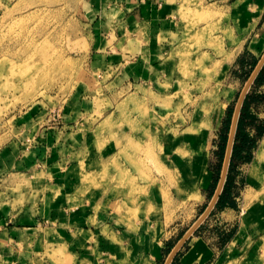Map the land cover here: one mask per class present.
<instances>
[{"label": "rangeland", "instance_id": "rangeland-1", "mask_svg": "<svg viewBox=\"0 0 264 264\" xmlns=\"http://www.w3.org/2000/svg\"><path fill=\"white\" fill-rule=\"evenodd\" d=\"M91 2L0 0V154L3 151L5 158H9L8 152L13 141H18L16 144L21 148L18 153L22 157L27 148L36 149V139L27 141L29 130L26 131V119L20 118V115L28 110H41L35 123L37 127L45 122L46 126L50 122H57L58 126H65L72 133L65 161L89 163L91 156H94L92 150L105 156L97 169L92 164L82 167L84 173L95 178L88 183L86 191L78 192L89 194L91 190L97 191L103 200L106 196L114 195L113 190L117 195H123L122 191L115 190H121L124 186L126 190L131 189V195L140 193L146 196L159 183L157 178L162 177L165 183H159L161 192L157 191L159 194H156L159 200L154 198L160 201V204H156V215L161 219V225L167 228L169 236L163 248L164 256L158 263L164 264L175 244L197 222L212 201L223 169L237 101L264 51L259 49L254 54L244 44L234 55L229 48L230 38L232 41L233 37L224 27L227 13L218 6V1L182 0L176 12L183 22L182 29L177 33L179 52L174 56L169 50L142 55L148 57V63L155 67L152 77L146 78L151 82L148 89L144 86V77H136L133 83L130 82L126 71L130 57L111 54V59L116 56L115 60L107 62L106 55L98 52L100 43L93 37V23L85 20L88 13H98L92 8ZM140 36L145 40V35ZM158 37L162 44L165 43L162 49L169 48V34ZM121 41L122 38L117 39L114 35L108 45L113 48ZM180 53H185L187 58H183ZM213 55L222 58L219 64L212 60ZM208 56L212 58L209 62ZM170 59L177 65L165 75L160 64L162 67L166 63L169 66ZM150 66L145 68L149 69ZM224 67L227 69L222 73ZM169 78H176L174 89ZM257 78L243 103V106L245 102L248 103V111L252 116L245 118L243 127L253 142L239 141L246 150L243 155H248V152L251 158L243 160L231 156L226 181L229 179L228 199L232 204L220 206L217 202L200 226L210 221L217 210L227 206L236 207L239 211L242 207L245 211V192L246 199L264 197V157L258 161L254 172H247L264 138V87L257 83ZM216 79L219 81L216 82ZM155 91L158 94L153 93ZM197 107L202 108L204 115L199 113V117L195 116L192 121H201L209 116L211 126L207 137L220 122L211 139L209 162L213 177L208 187L203 189L206 194L203 204L197 202L198 197L180 196L175 191L169 176L171 169H165L158 146L159 131L172 125H182L186 116L198 112ZM54 114L55 118L48 120L49 115ZM202 115L204 118L200 117ZM126 132L132 133L127 135L128 142L125 145ZM113 148L114 154L117 152L116 156L108 162L110 158L107 152L110 153ZM40 151L41 147L38 154ZM74 151L76 154H72ZM38 154L35 152L34 158ZM123 171L140 176L139 181L132 183L136 187L129 185L131 182L122 181ZM21 172L26 170L20 164H17V169H13L12 165L4 167L0 162V216L3 222L14 224L20 215L24 218L30 216L26 211L31 216L36 211L33 216L37 222L56 224L59 217H48L54 211L53 207L47 213L40 210L48 205V194L52 191L47 184L54 181H48L42 175L31 180L32 177L24 176L25 173ZM81 196L87 202L88 195ZM137 196L127 206L133 204L132 209L126 211L132 218L139 217V206H145L140 204V200L146 197ZM133 209L135 211L130 212ZM220 232L226 233L224 229ZM51 237L53 239L52 234ZM187 241L171 264L178 263ZM254 248L255 255L250 264H264V240ZM48 251L50 255L63 252L60 244L50 245Z\"/></svg>", "mask_w": 264, "mask_h": 264}, {"label": "crops", "instance_id": "crops-1", "mask_svg": "<svg viewBox=\"0 0 264 264\" xmlns=\"http://www.w3.org/2000/svg\"><path fill=\"white\" fill-rule=\"evenodd\" d=\"M180 1L182 0H92V8L98 13L97 15L88 13L85 20L93 23V37L100 43L98 52L100 55H106L107 62L115 60L116 56L111 59V54L130 57L126 71L130 82L133 83L132 80L136 77L141 76L144 79L152 77V70H155L154 65L148 63L149 58H144L143 54L152 55L169 50L173 56L176 55L180 41L177 33L183 23L176 14ZM217 1L218 6L223 7L227 13L228 19L224 27L233 37L232 41L230 38L229 48L234 55L244 44L254 54L259 49L264 51V0ZM140 34L145 35L143 36L145 40ZM162 34H169L170 46L166 50L162 49L165 43L162 44L158 37ZM114 35L117 39L122 38L119 45L117 43L113 45L116 50L108 45ZM175 37L178 41L173 40ZM180 54L187 58L185 53ZM213 58L208 56V62L212 59L219 64L222 59L214 55ZM170 60L169 66L166 63L162 67L159 63L165 75L177 65L174 60ZM148 65L151 66L146 69ZM226 69L224 67L222 73H225ZM174 79H170L172 88L177 84ZM217 81L219 79H216ZM149 83L151 82L148 79L144 81V86L148 89ZM152 88L155 89L154 86ZM153 93L158 94L156 91ZM40 111L28 110L20 115V118L26 119L25 128L26 131L29 130L27 141L33 142L36 139L37 143L34 142L36 149L27 148L22 157L18 153L21 150L16 144L18 141H13V146L8 152L9 158H5L2 151L0 162L4 167L12 165L13 169H17V164L24 166L26 172L21 173L32 177L31 180L41 175L45 179L48 178V181L52 179L54 182L47 184L52 191L48 194V205L41 207L40 210L47 213L54 209L48 217H59V220L56 224L49 222L50 224L44 225L37 222L33 216L36 213L34 208L32 210L35 213L32 216L26 211L30 216L24 218L20 215L14 224L3 222L0 216V264H158L164 256L163 248L169 237L167 228L161 225V219L156 215L158 208L156 204H160V201L157 202L159 199L156 194H159L157 191L161 192L159 183L161 181L165 183L164 179L157 178L159 183L155 184L157 185L154 186L155 189L146 196L140 193L131 195V189L126 190L124 186L121 190H115L122 191L123 195H117L113 190L114 195L109 194L110 196L103 200L97 195V191L91 190L89 194L78 192L77 190L86 191L88 183L95 178L84 173L82 167L92 164L97 169L105 156L92 150L94 156H91L89 163L80 160L73 163L65 161L72 133L65 126H58L57 122H50L48 126L45 122L37 127L35 123ZM197 111L195 115L193 113L192 116H186L187 119L182 125H172L163 131L157 129V133L159 131L160 155L165 169L166 167L171 169L169 176L175 191L179 192L180 196L198 197L197 202L203 204L206 200L203 189L208 187L213 177L209 162L211 139L220 122L211 129L208 137L209 129L201 133L207 166L206 172L198 178L196 168L199 166H196L194 154L188 150L196 143L195 136L188 132L189 126L199 122L198 119L192 121V118L199 113L203 114L202 108H198ZM203 115L200 117L204 118ZM51 118H55V114L49 115L48 120ZM129 133L132 132H126L124 143L128 142ZM40 147L41 151L38 154ZM114 149L110 153L107 152V157L110 158L108 162L116 156L117 152L114 154ZM35 152L38 154L36 158ZM72 154H76V151ZM160 161L161 159L158 162ZM258 161L255 158L247 172L250 174L254 172ZM49 170L52 172L49 173ZM121 179L123 182H131L129 184L131 185L134 181H139L140 176L123 171ZM183 188L186 192L182 191ZM52 193L56 196H52ZM85 194L88 195L87 202H84L81 196ZM136 195L137 198L146 197L140 200V204L145 206H139L138 209H141L139 217L132 218L126 211L132 209L133 204L131 207L127 206L134 201ZM245 203H247L245 211L242 207L239 211L238 208L230 206L217 210L210 221L204 222L189 237L177 264H250L255 255L254 246L260 245L264 240V197L246 199L245 192ZM134 211L135 209L130 212ZM223 229L226 233L220 232ZM224 235L227 236L223 237ZM57 244H60L63 252L60 255H50L48 247Z\"/></svg>", "mask_w": 264, "mask_h": 264}, {"label": "water", "instance_id": "water-1", "mask_svg": "<svg viewBox=\"0 0 264 264\" xmlns=\"http://www.w3.org/2000/svg\"><path fill=\"white\" fill-rule=\"evenodd\" d=\"M264 66V56L263 58L258 62L257 66L255 67L254 71L252 72L251 76L249 77L243 91L241 92L239 96V100L237 101L235 111L233 114V119H232V125L230 129V134H229V139H228V144H227V149H226V154H225V159H224V164H223V169L222 173L220 176V180L217 186V189L214 193V196L212 198V201L210 204L206 207L203 215L198 219V221L187 231L184 236L175 244V246L172 248L170 251L167 259L165 260L164 264H171L174 257L177 255L179 250L182 248V246L185 244L187 239L195 232V230L200 226V224L207 218V216L211 213L213 208L215 207L216 203L219 200L220 194L223 191L228 171H229V166H230V161H231V156H232V151H233V146H234V141H235V136H236V131L238 127V122H239V117L241 114V110L243 107L244 100L246 98V95L257 78L259 72Z\"/></svg>", "mask_w": 264, "mask_h": 264}, {"label": "bare ground", "instance_id": "bare-ground-1", "mask_svg": "<svg viewBox=\"0 0 264 264\" xmlns=\"http://www.w3.org/2000/svg\"><path fill=\"white\" fill-rule=\"evenodd\" d=\"M209 126H210V119H209V116H207L205 119L199 121L198 123L189 126L190 127L189 129L187 128L188 132H190L191 135H194L195 137L194 136L193 137L196 140L195 146H193V145L190 146L188 148V150H189V152L191 151V153L194 154V156H195L194 161L196 163V166H199L196 168L197 169L196 176H198V178L206 172V166L207 165L205 166V163H206L205 161H206L207 155L205 154L206 150L202 149L203 141L201 139V136H202L201 133L203 131L209 129ZM183 137H184V135H183ZM188 150H187V154H188ZM184 155H185V151H184ZM263 157H264V138L262 139L261 143L259 144L258 149L256 150V155H255L256 160H261ZM192 160L193 159H191V161ZM182 191L186 192L185 188H183Z\"/></svg>", "mask_w": 264, "mask_h": 264}, {"label": "trees", "instance_id": "trees-1", "mask_svg": "<svg viewBox=\"0 0 264 264\" xmlns=\"http://www.w3.org/2000/svg\"><path fill=\"white\" fill-rule=\"evenodd\" d=\"M257 83L264 84V67L262 68V70L260 71V73L258 75ZM247 116H251V114L248 111V103L245 102V104L242 108V111H241L240 119H239V124H238V128H237V133H236V142L233 146V151H232V158L233 159L234 158H241L243 160H250V158H251V154L248 152H247L248 155H243V152L246 150H244V148L239 144L240 140L241 141L250 140V142L251 141L253 142V140L245 132L244 127H243L244 120ZM228 192H229V179L226 181L223 192L221 193V195L219 197L218 205L226 206L228 204H232V202L228 199V196H229Z\"/></svg>", "mask_w": 264, "mask_h": 264}]
</instances>
